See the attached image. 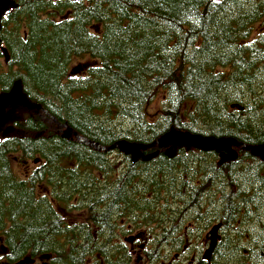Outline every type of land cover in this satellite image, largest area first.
Instances as JSON below:
<instances>
[{"label": "trees", "instance_id": "obj_1", "mask_svg": "<svg viewBox=\"0 0 264 264\" xmlns=\"http://www.w3.org/2000/svg\"><path fill=\"white\" fill-rule=\"evenodd\" d=\"M13 1L1 19L0 95L18 82L59 123L105 147L148 145L171 129L264 144V0ZM19 117L0 138L8 263L135 264L121 224L120 237L147 234L146 264L166 247H190L198 227H218L219 241L194 264H264V162L248 151L235 148L227 161L180 148L135 163L113 151L118 163L50 131L46 118ZM14 161L34 167L20 176ZM70 208L83 221L70 224Z\"/></svg>", "mask_w": 264, "mask_h": 264}, {"label": "water", "instance_id": "obj_2", "mask_svg": "<svg viewBox=\"0 0 264 264\" xmlns=\"http://www.w3.org/2000/svg\"><path fill=\"white\" fill-rule=\"evenodd\" d=\"M16 4L13 0H0V29L1 19L11 9H15ZM0 50L4 56V60H8V54L6 50L1 46ZM234 106H232L233 108ZM241 110V107H238ZM19 112L36 114L42 113V117L52 122L59 129H64L62 136L64 138L73 139L79 143L87 145L96 151L103 153H110L117 151L122 155L129 156L132 163H135L139 159L142 161H149L154 158L157 153L164 150V153L168 157L174 156L176 151L180 148L185 150H198L201 152L213 151L218 153L222 159L227 161H233L237 158V152L235 148H239L244 151H248L253 157L258 158L264 162V144L249 146L238 143L232 138H214L204 137L200 135L191 134L188 132L176 131L174 129L169 130L157 140L151 144H137L131 143L126 140H118L113 145L105 147L93 143L86 138L80 136L78 133L73 131L67 124H60L55 118L51 117L46 110H44L39 104L31 102L26 95L22 92L20 84L16 82L13 88L6 94L0 95V137L4 138L14 133L15 128L13 123L17 122L20 117ZM150 148H157V151L144 155L143 152ZM215 227L211 230L209 236V246L207 254L211 255L217 242V229ZM23 262H20L22 264Z\"/></svg>", "mask_w": 264, "mask_h": 264}, {"label": "rangeland", "instance_id": "obj_3", "mask_svg": "<svg viewBox=\"0 0 264 264\" xmlns=\"http://www.w3.org/2000/svg\"><path fill=\"white\" fill-rule=\"evenodd\" d=\"M0 64H2L1 60H0ZM79 65H80L79 62H75V64H73V66H72V69L77 68ZM159 107H160V98H159V96H157L155 98V100L148 107V111L150 114H155L156 111L159 109ZM18 114L20 116L22 115V113H20V112ZM30 114H34L37 116L42 115L41 112L39 114H36L34 112H30ZM48 123L51 126L49 128L50 131H58V130H55V128H54L55 126H52L53 124L51 122H48ZM60 132L63 134L64 129H60ZM117 154L118 153H116V152H111L110 155L112 158L116 159V162L120 163V161H122V158L121 157L118 158ZM33 167H34V164H32L31 162H26V163H24V165H20L18 162H15V161L12 163V168H13L14 172L16 174H19L20 176H23V175L29 173L33 169ZM45 191H46V188H43L42 192H45ZM60 212L62 213V211H60ZM68 212L69 213H64V215H62V216L64 218H66L67 221L70 222V224L81 222L85 218L83 215L84 212H81L79 210H75V209L70 208V211H68ZM210 230L211 229H209V228L203 230L200 227L195 229L194 233L196 234V236L191 239V242H190L191 248L186 247L183 250H179V251L177 250V251H174L172 253H170L171 251L167 252L168 248H165L164 250L163 249L160 250V259H158L157 262L154 264H194L195 260L202 259L203 257H206L205 254L207 252L208 245H209V236H210V232H211ZM142 232H144V230L143 231L138 230L137 232H132L131 236L136 235L138 233H142ZM146 237H147V235L145 236V238ZM126 238L127 237H121V240L124 241ZM125 242L128 246H130V244L127 241H125ZM141 243H142V241H140V243H138V244H141ZM141 246H142V248H140V249L137 248L136 245H135V248H133L134 253L132 255H133V260H134L135 264H146L148 262L147 259L144 258L145 256L143 254V251H141V250L146 249L145 243L141 244ZM185 246H187V245L185 244ZM163 251L165 254H163ZM4 255H5V252H3L1 242H0V264H9L6 261V259L4 258ZM165 255H167V256H165ZM175 255L177 256L176 258H175ZM39 262H41V261H39ZM42 262H44V261H42ZM47 262L49 264V258H47ZM13 264H15V263H13Z\"/></svg>", "mask_w": 264, "mask_h": 264}, {"label": "flooded vegetation", "instance_id": "obj_4", "mask_svg": "<svg viewBox=\"0 0 264 264\" xmlns=\"http://www.w3.org/2000/svg\"><path fill=\"white\" fill-rule=\"evenodd\" d=\"M55 128V130H58V131H55V132H60V129L59 128H57V127H54ZM151 149H156V148H150V149H148V150H146L145 152H143V154L144 155H147V154H150V153H153V152H155V151H157V149L155 150V151H153V152H148L149 150H151ZM161 152H163L164 153V151L163 150H161V151H159L157 154H159V153H161ZM139 160H142V159H139ZM138 160V161H139ZM138 161H136V162H138ZM74 224V223H73ZM72 224V225H73ZM119 225H120V227H119ZM119 225H116L117 227H116V229L118 230V231H116V234L118 235L117 237H119L120 239H121V232L122 231H120V229H121V224H119ZM129 228H131L130 226H128ZM138 231V230H137ZM137 231H135V232H137ZM147 234L146 233H144V232H142V233H138V234H136V235H132L131 236V233L130 234H128V236H126L127 238L128 237H130L131 239H129V243H130V251L132 252V254L134 253L133 252V248H135V245H136V247H138L139 249L140 248H142V246H141V244H143V243H145V245H147V238L148 237H146L145 238V236H146ZM126 238V239H127ZM141 239L140 241H143L141 244H138V243H140V242H137V240L138 239ZM219 241V235H218V233H217V242ZM138 245V246H137ZM2 250H3V252H5V250L3 249V247H2ZM141 251H143V250H141ZM177 256L175 255V258H176ZM47 258L48 257H45L44 258V260H41V262H39L40 260H36V259H34V260H29V261H27V262H25L24 260L23 261H21V262H23L22 264H48V262H47ZM42 261H44V262H42ZM10 264V263H9ZM15 264H20V262H18V263H15Z\"/></svg>", "mask_w": 264, "mask_h": 264}, {"label": "bare ground", "instance_id": "obj_5", "mask_svg": "<svg viewBox=\"0 0 264 264\" xmlns=\"http://www.w3.org/2000/svg\"><path fill=\"white\" fill-rule=\"evenodd\" d=\"M30 114V113H28ZM40 117L42 118V115H40ZM57 121V120H56ZM58 122V121H57ZM52 123V122H51ZM59 123V122H58ZM53 124V123H52ZM61 124V123H60ZM62 124H65V123H62ZM55 127H57L55 124H53ZM164 151V150H163ZM165 154V153H164ZM193 224V223H192ZM216 225V224H215ZM184 230V229H183ZM183 232V231H182ZM182 234V233H181ZM167 248V247H166ZM191 248V247H190ZM169 250V249H168Z\"/></svg>", "mask_w": 264, "mask_h": 264}]
</instances>
